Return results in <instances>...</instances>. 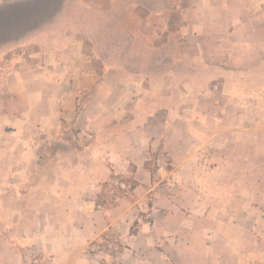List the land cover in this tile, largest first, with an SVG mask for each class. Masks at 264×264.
Instances as JSON below:
<instances>
[{"label": "crops", "instance_id": "crops-1", "mask_svg": "<svg viewBox=\"0 0 264 264\" xmlns=\"http://www.w3.org/2000/svg\"><path fill=\"white\" fill-rule=\"evenodd\" d=\"M0 65V264H264V0H0Z\"/></svg>", "mask_w": 264, "mask_h": 264}, {"label": "rangeland", "instance_id": "rangeland-1", "mask_svg": "<svg viewBox=\"0 0 264 264\" xmlns=\"http://www.w3.org/2000/svg\"><path fill=\"white\" fill-rule=\"evenodd\" d=\"M154 30V31H153ZM150 33L156 32V35H160L162 37L167 38L164 43H159V44H134L133 47H128L130 50L128 53L130 56L133 58L134 64L136 66H143L146 68H149L151 65L152 66H158L157 61L162 62L163 66L167 69H177L180 71H183L184 69H189L190 65L188 62H183L179 61L176 53H177V47L178 44H175L174 38L179 32V29H172V28H155L151 29L149 31ZM152 35V34H151ZM163 39V38H162ZM125 49L124 45H118L117 51L121 53ZM130 52H133L131 54ZM119 62H125V61H119ZM132 62V61H131ZM261 74L258 75H246V76H230L228 80V87H231L234 89V86L237 85H246L248 87L252 86H257L260 87L261 89H264V68H260L258 70ZM206 80V77L203 76H198L197 78V84L198 85H204ZM164 82L169 86H188L190 83V78L187 75H181V76H175V77H165ZM231 92V91H229ZM233 93H231L232 96ZM172 99L178 103H181L183 105L182 110L187 109L189 106L190 101L193 102V95H191L189 92L186 94L174 89L172 90L171 93ZM186 106L187 108H184ZM264 115V113H263ZM262 212L264 213V204L262 205Z\"/></svg>", "mask_w": 264, "mask_h": 264}, {"label": "built area", "instance_id": "built-area-1", "mask_svg": "<svg viewBox=\"0 0 264 264\" xmlns=\"http://www.w3.org/2000/svg\"><path fill=\"white\" fill-rule=\"evenodd\" d=\"M4 69H5L4 65H0V71H4ZM115 185L121 188H126V185L123 184L122 182H116ZM102 246L106 247L111 254L113 255H115L116 253L118 254L119 243L117 242V240L113 238H108L105 241H103L102 245H93L91 247V250L93 252H96L100 250Z\"/></svg>", "mask_w": 264, "mask_h": 264}, {"label": "trees", "instance_id": "trees-1", "mask_svg": "<svg viewBox=\"0 0 264 264\" xmlns=\"http://www.w3.org/2000/svg\"><path fill=\"white\" fill-rule=\"evenodd\" d=\"M126 182L130 185L131 190H133V188H134V186H135V183H134L133 181H130V180H128V181H126Z\"/></svg>", "mask_w": 264, "mask_h": 264}]
</instances>
